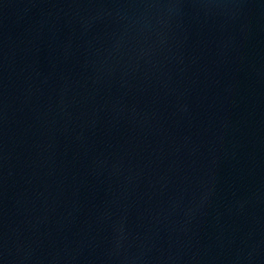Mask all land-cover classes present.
<instances>
[{
	"label": "water",
	"instance_id": "water-1",
	"mask_svg": "<svg viewBox=\"0 0 264 264\" xmlns=\"http://www.w3.org/2000/svg\"><path fill=\"white\" fill-rule=\"evenodd\" d=\"M0 264H264V0H0Z\"/></svg>",
	"mask_w": 264,
	"mask_h": 264
}]
</instances>
